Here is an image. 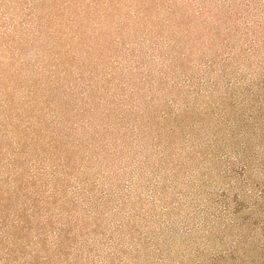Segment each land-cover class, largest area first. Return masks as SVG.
I'll return each instance as SVG.
<instances>
[{
  "label": "rangeland",
  "instance_id": "rangeland-1",
  "mask_svg": "<svg viewBox=\"0 0 264 264\" xmlns=\"http://www.w3.org/2000/svg\"><path fill=\"white\" fill-rule=\"evenodd\" d=\"M0 264H264V0H0Z\"/></svg>",
  "mask_w": 264,
  "mask_h": 264
}]
</instances>
